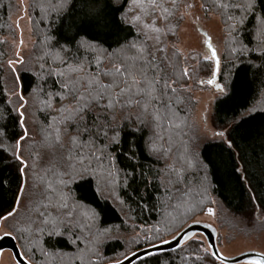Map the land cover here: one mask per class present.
Masks as SVG:
<instances>
[{
	"label": "snow or ice",
	"instance_id": "snow-or-ice-1",
	"mask_svg": "<svg viewBox=\"0 0 264 264\" xmlns=\"http://www.w3.org/2000/svg\"><path fill=\"white\" fill-rule=\"evenodd\" d=\"M30 7L39 10L50 31L44 33L34 63L16 53L7 60L6 74L0 65V191L6 186L4 172L16 184L9 207L0 208V239L23 241V253H15L17 264H37V251L46 258L54 254L40 245V237L45 235L66 236L73 244H83L75 256L80 264H135L142 258L136 250L141 239L153 248L158 247L157 241L170 245L172 240L165 234L172 239L179 234L187 242L189 220L198 223L195 217L204 212L215 215L206 206L215 203L208 195V170L215 163L202 159L199 144L185 145L183 155L172 153L170 133L178 127V110L185 103L181 92L187 86L174 71L182 55L178 36L171 42L165 37L177 35L180 23L192 15L195 5L183 0L184 12L179 15L180 0H35ZM200 9L204 15L193 16V24L203 33L202 70L211 78L199 83L213 86L221 104L229 105L234 98L226 84L217 82L222 58L211 35L202 28L218 18L228 42L225 59L255 69L257 93L264 94V0H204ZM19 44L23 46L22 39ZM26 74L44 83L51 79L54 90L46 91L39 83L26 89ZM181 77L185 82L191 77L187 67ZM240 107L243 112L234 106L226 109L232 111L235 126L222 127L212 135L220 138L221 152L227 151L229 161L239 148L245 165L250 161L241 155L244 149L236 137L252 141L246 145L251 149V163L264 174V107L247 103ZM36 111L47 114L46 123L36 120ZM202 120L207 126V113ZM255 121L260 124L253 130ZM118 153L129 159L165 161L162 175L148 179L142 166L139 174L145 189L155 181L162 190L151 208L145 203L142 211L162 215L152 227L128 237L119 224H108L75 195L77 189H87L106 207L111 201L123 211L126 199L120 193L127 196L137 177L135 169L116 168ZM190 169L201 172L202 178L190 182ZM232 172L237 179L248 178V168L234 162ZM108 242L117 246L127 242L136 249L111 259L101 252ZM188 247L197 261L210 256V264L226 262L214 245H209L211 252L196 240ZM144 255L149 253L145 250ZM256 256L248 264H264V253Z\"/></svg>",
	"mask_w": 264,
	"mask_h": 264
},
{
	"label": "trees",
	"instance_id": "trees-1",
	"mask_svg": "<svg viewBox=\"0 0 264 264\" xmlns=\"http://www.w3.org/2000/svg\"><path fill=\"white\" fill-rule=\"evenodd\" d=\"M180 1L183 2V0ZM192 1L194 0H189L191 3ZM200 2L204 3V0H200ZM33 3H35V0H30L29 14L32 21L34 36L36 37V43L33 49L34 58L39 54L40 49L43 46L42 42L44 33L50 31V27L48 21L42 19V15L39 10L30 7ZM15 10V0H0V41H6L5 43H0V65L4 66L3 71L5 74L7 71V58L11 51V42L6 40V37L14 36L12 17ZM113 47H115V45H113ZM227 49L221 60L222 75L219 76V81L221 84H226L229 90L234 92V98L229 102V105L221 104L220 101L222 98L220 94L215 91L218 94V97L213 103V125L216 130H220L225 126H235L233 123L232 111L226 110L229 106H234L240 112L244 111L240 105L246 103L255 104L257 108L264 107V94L257 93L259 81L254 76L255 69H249L246 64L242 65L239 61L230 64L229 60L225 59L227 56ZM168 51L169 55H171V47ZM173 59L175 58L173 57ZM243 59L244 58L241 57V60ZM185 67H187L190 71V65L187 63V60L184 59L183 55H181L179 66L175 68L174 71L176 76L181 78V83H186L187 91L182 90L181 92L185 103L181 105L178 110V118L175 122L178 127H175L170 133L172 147L182 145L184 138L186 139L187 134H189L187 123H189L191 117L194 115L197 105L194 98L193 87L190 86V78L185 82L181 77V71ZM169 70L173 71L171 68ZM204 75L209 76V73L204 71ZM38 83L41 84L46 91L54 90L51 79H49L48 83H44L43 81L37 80L35 76L26 74L24 81L26 89H30ZM200 85L201 84L198 83V87H200ZM201 86L210 87L207 84H203ZM261 92H264V89H262ZM55 102L58 101H54V103ZM36 118L38 122L46 123L48 120L47 114L40 111H36ZM259 124L260 121L253 122V130L254 127L259 126ZM245 127L248 128L250 126L246 125ZM236 141L240 145V148L244 149V152L241 153V155H244L249 159L250 163L248 165H245L244 160L240 159L238 155V153H240L239 148L235 149L233 160L229 161L227 151L221 152V148L224 146L220 139L207 140L203 142L199 148L200 153H202V159L206 157L215 163V168L210 167L208 170V180L211 185L208 195L211 200L215 201V203L208 204L206 206L217 209V221L223 225V228L225 225L222 221H232L234 218H244L248 221L254 220L255 223L260 224L262 221L260 217H264V174L257 171L255 165L251 163V149L246 147V145L251 144L252 141L241 140L239 136L236 137ZM176 147L173 148L175 149L173 152L177 150ZM257 152H259V147H257ZM221 161H223V163ZM170 162L171 160L168 161V163ZM233 162L237 165L248 168L247 179H237V174L232 172ZM115 166L116 168L124 171H131L135 169L137 177L135 183L127 190V196H124L123 192L120 193L122 197L126 199V205L124 206L123 211H119L117 206L111 201H108V205L106 207L104 201L99 197H95L90 190L77 189L75 191V195L78 198H81V202L86 208L95 209L97 213L101 214L102 220L107 221L108 224H119L121 233L125 237H128L134 235L141 229L152 227L157 223L162 215V213L158 214L155 210L142 211L143 204L145 203L148 204L149 208H151L157 197V192L160 191L162 193V190L158 188L155 181H153V184L149 185L147 189H145V185L139 180V174L141 172L140 166H142V170L148 179L162 175V170L165 167V161L162 159L157 160L154 157H137L136 159H129L123 153H118L115 160ZM3 174L7 177V181L5 189L0 191V208L6 209L9 207V204L13 199L16 184L12 175L8 172H4ZM202 175L203 174L196 169H190L188 179L190 182L195 183L202 178ZM133 189H137L138 194H134ZM141 196L146 197V199L141 201ZM108 208L117 210L107 211ZM20 211L23 213L24 210L21 209ZM105 212H107L106 215L104 214ZM205 214L207 213L204 212L198 214L195 219ZM262 222H264V220ZM190 223H192V220L188 221L185 228ZM165 235L166 238H170L167 234ZM192 240L198 241L201 248L206 249L204 241L192 238L182 244L183 248L179 246L170 251L146 256L135 262V264H210V256L204 257L200 261L195 260L193 250L188 247V244ZM16 243L20 252L23 253L24 249L21 248L23 241L16 240ZM157 244L160 243L157 241ZM40 245L44 248V250L53 252L54 256H58L56 259L62 255V262L57 260L59 264H68L66 262L68 258L75 260L77 249L84 247L83 244H73L66 236L60 238H48L46 235L40 237ZM113 248H115V252H113ZM129 248L136 249V245L122 242L119 246H117L115 242H108L101 249V252L102 254H106L109 258L115 259L121 252L127 251ZM146 248H149V246L141 239L140 247L136 250L140 251ZM208 251L211 252L212 250ZM37 252V254L41 255L39 251ZM56 253L60 255H56ZM200 254L202 257L204 256L203 252ZM37 264L53 263L37 261ZM72 264H80V261L75 260ZM105 264H107V262H105ZM215 264H220V262L215 261Z\"/></svg>",
	"mask_w": 264,
	"mask_h": 264
},
{
	"label": "rangeland",
	"instance_id": "rangeland-1",
	"mask_svg": "<svg viewBox=\"0 0 264 264\" xmlns=\"http://www.w3.org/2000/svg\"><path fill=\"white\" fill-rule=\"evenodd\" d=\"M16 10L14 11L12 17L13 24V34L12 37H6V40L11 42L10 53L7 58H15V54L19 53L20 56L30 60V64L34 63L36 57L33 58V49L36 43V37L34 36L33 26L31 17L29 14V3L30 0H15ZM192 3L195 5L192 10V15H186L184 20L180 23V26L177 30L176 36L167 35L165 39L169 42L179 39L177 47L182 53L184 59L187 60V63L190 65V86L193 87L194 98L196 100V108L194 115L191 117L189 123H187L189 134H187L186 139L182 142V145L176 147V151L173 152L174 147H172V153L174 156L183 155L184 146H191L193 144L201 145L203 142L212 139H220L219 137H214L212 135L213 131H216L213 125V103L218 97V94L213 90L212 87L201 86L198 87L200 80L209 79V76L204 75V70H202V54L205 51L202 47V40L204 39L201 31H198L196 26L193 24V16L199 15L203 16L204 13L200 9L202 4L200 0H194ZM181 7L179 9L180 13L184 12L183 2L180 1ZM203 31L207 32L212 37L214 46L218 49V52L223 58L225 51L227 49L228 42L225 38V33L223 31V25L219 23L218 18H213V23H205L202 25ZM23 40V46L19 44L20 40ZM169 45V49H170ZM206 72V71H205ZM205 76V77H204ZM223 84V83H222ZM58 103V102H55ZM207 113L208 123L207 126L203 123L202 117ZM37 120V118H36ZM38 126V125H36ZM186 136V135H184ZM171 163V162H170ZM215 215H201L196 218L198 224L201 226L207 227L215 239L217 244V251L221 252L226 259H236L248 254L264 253V217H260L262 220L260 224L255 223L254 220L248 221L244 218H234L232 221H222L225 225L218 223L216 213L217 209L213 208ZM187 225L186 227H188ZM0 231H3L0 229ZM192 238L199 239L205 242V247L208 250H212L209 247L210 243L202 233L195 232L188 237L187 240ZM169 239H172L171 237ZM35 254L36 262H46L59 264L57 260L62 262V255L58 259L54 254L50 257H43L42 255ZM31 255V254H30ZM40 257H39V256ZM256 258H252L254 260ZM77 260V259H75ZM74 259L68 258L66 261L68 264H72ZM250 260L236 263V264H248ZM0 264H17V261L14 257L12 250L10 249V243L8 241L4 242L0 248ZM227 264V263H225Z\"/></svg>",
	"mask_w": 264,
	"mask_h": 264
},
{
	"label": "water",
	"instance_id": "water-1",
	"mask_svg": "<svg viewBox=\"0 0 264 264\" xmlns=\"http://www.w3.org/2000/svg\"><path fill=\"white\" fill-rule=\"evenodd\" d=\"M203 32H205V31H203ZM201 34L203 35L202 32H201ZM204 80L206 81L207 79H204ZM219 80L220 79L218 77L217 78V82L218 83H220ZM209 86L212 87L214 89V91H216L213 86H211V85H209ZM190 226L191 227H189V226L186 227V229H188L187 239H188L189 236H191L195 232L202 233L206 237V239L209 241L210 245H214L215 246V250H217V244L215 242V239H214V237L212 235L209 234L210 230L207 227L201 226V225H198V224H191ZM176 239H179V244H177ZM176 239H171L172 243L170 245L169 244H158V247H155V248L149 247V248H146V249L138 251V253L141 255L142 258H144L146 256H150V255H154V254H157V253H162V252L173 250V249L181 246L182 244H184L186 242L185 239H180L179 234L177 235ZM6 241H8L10 243V249L12 250V252L14 254V257H15V259L17 261V257L15 255V253L20 252V249H19V247H18V245L16 243V240L8 238V237H5L4 239H0V248H1L2 244L4 242H6ZM145 250L149 253V255H146V256L144 255ZM252 258H257L256 254H248V255H244L242 257H239V258H236V259H231V260L226 259L225 263H227V264H236V263H240V262L251 260ZM138 260H140V259H137L135 262H137Z\"/></svg>",
	"mask_w": 264,
	"mask_h": 264
}]
</instances>
